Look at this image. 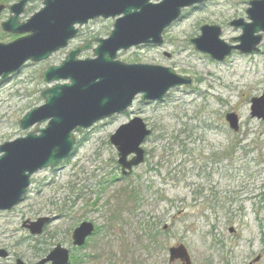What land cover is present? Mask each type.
I'll return each instance as SVG.
<instances>
[{"label": "rangeland", "instance_id": "1", "mask_svg": "<svg viewBox=\"0 0 264 264\" xmlns=\"http://www.w3.org/2000/svg\"><path fill=\"white\" fill-rule=\"evenodd\" d=\"M249 1L208 0L185 9L165 31L162 47L118 54L127 64L172 68L193 84L170 90L160 102L138 98L125 114L77 135L75 151L58 167L36 173L23 202L0 214V250L10 255L0 264L18 258L36 264L57 245L71 251V264H183L170 262L169 249L180 244L192 264H264V120L251 118V100L264 95V35L255 52H237L225 62L190 43L204 25L221 27L226 42L238 38L241 31L229 23L247 20ZM42 7L33 0L23 21ZM113 21L91 23L84 39L107 38ZM2 34L1 42L12 41ZM68 50L26 64L0 86V144L26 136L20 120L44 104L41 93L49 87L41 74L60 65ZM229 113L239 116L237 133L225 120ZM134 116L152 134L142 145L144 163L123 176L110 136ZM44 217L51 221L42 235L23 228ZM83 222L96 231L76 248L71 236Z\"/></svg>", "mask_w": 264, "mask_h": 264}, {"label": "water", "instance_id": "2", "mask_svg": "<svg viewBox=\"0 0 264 264\" xmlns=\"http://www.w3.org/2000/svg\"><path fill=\"white\" fill-rule=\"evenodd\" d=\"M31 0H20L9 7L11 17L2 22V30L23 37L0 43V85L19 73L28 62L40 63L66 48L79 30L90 20L116 18L107 39H96L94 58L79 59L90 49L87 46L72 51L59 66L49 67L41 78L50 87L42 92L44 104L27 112L20 121L24 137L0 144V212L11 211L25 198L31 178L39 171L55 169L74 151L76 134L92 128L98 122L126 113L135 99L140 103L162 101L177 87H191L193 81L178 75L174 69L127 64L118 60L122 51L142 45L162 46L163 33L182 15V10L204 4L208 0H43V8L26 22L19 21ZM5 6H0V15ZM247 20H233L229 26L240 30L238 38L226 42L222 28L204 25L201 34L191 40L195 51L224 62L235 52L252 54L263 41L264 0H251L246 10ZM251 118L264 120V95L251 100ZM234 132L239 131V116L226 115ZM43 128L32 130L37 125ZM151 135L143 119L135 117L111 135V144L118 152L122 175L144 162L143 143ZM133 156L129 160V157ZM50 218L26 221L23 228L33 236L43 233ZM95 232L93 223H81L72 234V244L83 247ZM232 232V230H231ZM170 262L192 264L188 249L178 245L169 249ZM0 250V259L8 258ZM16 264H26L18 259ZM37 264H70V251L57 245Z\"/></svg>", "mask_w": 264, "mask_h": 264}, {"label": "flooded vegetation", "instance_id": "3", "mask_svg": "<svg viewBox=\"0 0 264 264\" xmlns=\"http://www.w3.org/2000/svg\"><path fill=\"white\" fill-rule=\"evenodd\" d=\"M17 1H19V0H15V1H13L12 2V4L13 3H15V2H17ZM33 1V0H32ZM31 1V2H32ZM1 5V4H0ZM10 17V12L8 11V9L7 10H5L4 12H3V14H2V20H4V19H7V18H9ZM99 20H103V19H99ZM99 20H96V21H99ZM111 20H114V19H111ZM96 21H91V22H89L86 26H83V27H81L80 28V30H79V33H78V35L72 40V41H70L69 42V47L67 48V50H68V54L71 52V51H73V50H77V49H80L81 47L83 48V47H85V46H87L88 44H90V48H93V47H95V44H94V40H96V39H98V37H93V38H86V39H84L85 37H86V35H83L84 33H83V30L84 29H86V28H88L89 27V25L91 24V23H93V22H96ZM115 22V20L113 21V23ZM0 23H1V21H0ZM113 26H114V24H113ZM1 29V28H0ZM2 32L0 31V38L2 37ZM10 37V36H9ZM21 36H11V38H12V41H14V40H17L18 38H20ZM84 39V40H83ZM11 41V42H12ZM77 41H79V43L77 44V45H74V46H72V44L74 43V42H77ZM72 48V49H71ZM65 51V50H64ZM0 214H3V213H0ZM45 230V229H44ZM18 259H16V261H17Z\"/></svg>", "mask_w": 264, "mask_h": 264}]
</instances>
